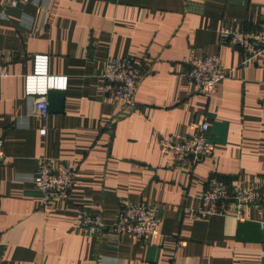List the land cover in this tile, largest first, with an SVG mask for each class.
<instances>
[{
	"label": "crops",
	"instance_id": "0c3cea01",
	"mask_svg": "<svg viewBox=\"0 0 264 264\" xmlns=\"http://www.w3.org/2000/svg\"><path fill=\"white\" fill-rule=\"evenodd\" d=\"M262 22L264 0H0L9 71L0 78V264H264V210L246 208L242 220L196 214L210 176L249 182L264 173V54L242 66L220 33ZM213 54L227 75L207 95L180 74L191 58ZM35 55L65 78L51 88L63 91L62 110L45 117L24 92ZM111 56L130 57L143 74L134 108L107 126L121 109L101 92ZM203 120L211 156L174 165L157 139L191 135ZM40 157L76 169L52 211L33 182ZM126 199L157 206L158 233L111 230ZM83 210L99 212L104 227L86 232Z\"/></svg>",
	"mask_w": 264,
	"mask_h": 264
},
{
	"label": "built area",
	"instance_id": "2783aa9c",
	"mask_svg": "<svg viewBox=\"0 0 264 264\" xmlns=\"http://www.w3.org/2000/svg\"><path fill=\"white\" fill-rule=\"evenodd\" d=\"M15 6L19 0H7ZM227 42L241 52V65L248 66L252 59L259 53L264 54V22L252 29L222 28ZM32 73L24 75V92L34 100V113L45 117L48 113L47 92L57 86H64L65 78L54 77L47 73V56L35 55ZM140 66L127 56L107 57L102 67L101 92L105 97H113L120 102V111L106 123L112 125L116 119L128 113L135 106V94L142 79ZM9 75L5 56L0 51V78ZM222 62L218 55L196 56L190 59L187 69L180 74L193 82L198 91L211 94L215 91L220 80L226 77ZM264 107V96L260 99ZM209 124L203 120L198 124L191 135L172 139L159 137L157 146L160 151L168 155L173 164L182 167H192L197 162L212 154ZM44 132V129H41ZM4 141L0 137V164L5 158ZM76 177V169L66 161L53 163L51 159L40 157L33 173V182L42 197V210L52 211L56 203L69 196ZM199 206L196 214L200 217L211 215H232L239 220L244 219V209L254 208L259 215L264 210V173L249 182L230 180L210 176L198 195ZM80 223L90 234H95L104 222L99 212L83 210ZM259 226L264 229V220H258ZM159 209L154 204L144 203L137 199L122 201L117 209L113 222L110 224L112 231L130 234L144 239L159 231ZM185 241H177L176 245H183Z\"/></svg>",
	"mask_w": 264,
	"mask_h": 264
},
{
	"label": "water",
	"instance_id": "95a60500",
	"mask_svg": "<svg viewBox=\"0 0 264 264\" xmlns=\"http://www.w3.org/2000/svg\"><path fill=\"white\" fill-rule=\"evenodd\" d=\"M63 105V91L49 89L47 92V108L49 111H61Z\"/></svg>",
	"mask_w": 264,
	"mask_h": 264
}]
</instances>
